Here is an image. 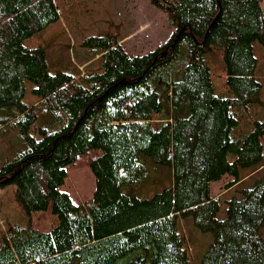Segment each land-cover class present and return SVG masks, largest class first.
Returning <instances> with one entry per match:
<instances>
[{
  "label": "trees",
  "instance_id": "1",
  "mask_svg": "<svg viewBox=\"0 0 264 264\" xmlns=\"http://www.w3.org/2000/svg\"><path fill=\"white\" fill-rule=\"evenodd\" d=\"M174 30L144 55L127 53L118 37L83 39L85 59L51 74L49 41L25 46L60 19L55 0H0V130L24 148L0 166V190L15 186L27 214L53 215L39 230L14 225L0 237V264H190L179 219L213 235L201 264H264V175L242 198L210 194V182L264 164V119H252L261 82L253 42L264 49V0H149ZM219 52L223 86L215 94L203 60ZM88 55V56H87ZM36 97L25 103L26 84ZM242 118L251 129L236 134ZM87 166L90 198L75 203L62 189L67 171ZM151 165V167H149ZM168 168L171 184L146 198L136 189L151 169Z\"/></svg>",
  "mask_w": 264,
  "mask_h": 264
},
{
  "label": "rangeland",
  "instance_id": "2",
  "mask_svg": "<svg viewBox=\"0 0 264 264\" xmlns=\"http://www.w3.org/2000/svg\"><path fill=\"white\" fill-rule=\"evenodd\" d=\"M60 19L48 27L41 37L25 40V46H35L42 41H49L50 48L46 59L51 74L57 70H67L75 64L82 71L99 70L101 61L98 57L85 59V49L81 46L83 39L98 34L110 33L118 37L124 50L132 55H144L162 46L171 36L174 27L161 9L149 0H55ZM256 67L254 77L261 82L260 102L250 106L249 115L252 119H264V49L258 42L252 43ZM203 60L212 69V83L217 95H230L226 92L223 82L224 65L219 52L206 53ZM36 97L30 92V84H26L24 102L34 104ZM247 118H242L235 127L236 134L250 131ZM264 149V137L261 138ZM24 145L14 130H0V166L19 154ZM151 167V165H149ZM241 180L231 188L225 186L232 177L224 175L210 182V194L220 200L218 219L225 218L226 202L232 198H242L243 190L251 185L253 178L264 175V164L258 168H240ZM168 168L151 169L149 179L135 193L138 198H146L163 187L170 186ZM94 187L93 175L87 166H76L67 171V178L62 187L75 203H84ZM15 186L8 185L0 190V237L8 227L26 226L31 223L39 230H49L56 223L53 215L42 212L27 214L15 199ZM179 228L184 236L190 256V264H201L202 257L213 241V235L199 230L191 216L179 219Z\"/></svg>",
  "mask_w": 264,
  "mask_h": 264
}]
</instances>
